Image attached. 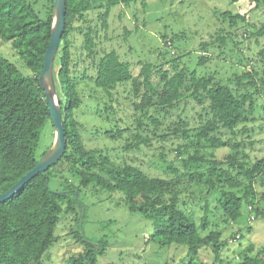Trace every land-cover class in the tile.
Masks as SVG:
<instances>
[{"label":"trees","instance_id":"obj_1","mask_svg":"<svg viewBox=\"0 0 264 264\" xmlns=\"http://www.w3.org/2000/svg\"><path fill=\"white\" fill-rule=\"evenodd\" d=\"M250 1L256 8L264 4V0ZM139 2L141 0H67L66 27L54 65L67 150L57 165L32 180L12 199L0 203V264H45L47 251L59 241L56 231L62 220L69 216L74 217L73 220L79 226L77 231L71 232L74 241L84 249L71 256L68 264L96 263L94 254L102 250H97V245L82 231L84 216L81 212L82 216L77 219L78 200L72 198L73 194H77L74 189H70L69 182L63 190L51 188L53 173H60L55 167L64 163L69 167V174L73 178H80L84 187L95 183L108 192L121 193L131 213L153 222L154 234L151 239L158 241L162 248L174 244L185 246L187 260L183 264H204L200 258L202 248H212L215 255L219 256L226 244L222 243L219 232H211L203 237L193 215L179 207L182 177H187L189 183L207 187L209 194L215 192L219 195L217 207L227 223H238L246 206L250 218L255 220L257 216H264L261 209L255 208L256 201L264 203V158L252 165L248 164L249 156L244 149L249 143L236 142L239 135L249 133L241 126L256 120L253 118L257 109L256 91L253 92V89L259 87L257 91L264 96V77L258 80V84L251 72L244 73L242 77L236 76L238 82L234 84L237 89L217 84L212 76H199L188 69L174 75L160 71L161 82L164 83L162 88L154 87V68L151 65L144 67L139 78L135 77L130 65L122 61L116 51L100 55L96 50L97 32L89 13L102 9L99 21L102 28L107 30L113 9ZM54 3L55 0H48L46 19H41L33 5L26 0H0V39L13 44L33 73L30 77H24L17 66L0 56V196L36 167L39 162L36 152L46 124L51 123L55 130L39 81L52 40ZM220 18L231 27L239 23L245 25L247 20L245 16L233 15L231 12L221 14ZM260 34L264 35V25ZM75 35L83 37V50L93 65L92 74L88 67H82V57L74 58ZM227 37L223 34L218 42L224 44ZM162 39L166 48L173 46V39V43L167 41L166 35H162ZM202 49L207 50V46ZM261 55H264V51ZM208 58L201 57L200 64L208 63ZM175 63H178L177 60ZM141 78L144 80L141 81ZM243 79L248 81L247 85L241 82ZM90 83L96 93L110 99L111 105L118 88L131 84L134 98L145 88L142 104H137L135 109L142 117H147L152 108L163 111L186 98L195 100L202 108L203 121L206 122L194 130L197 133V142L192 145L194 153L181 158L184 172L169 166L171 177H153L139 165L115 164L101 151L88 150L82 141L83 124L77 119V111L84 104V95ZM83 85L86 87L82 88ZM90 97L94 96L90 94ZM111 109L107 108V111ZM98 116L101 117L99 108ZM149 119L155 126H160L158 119ZM133 131L135 129L127 127L117 132L111 130L106 135L122 138L125 133ZM227 134L231 138L225 140L223 136ZM190 136L188 130H182L183 140ZM130 140L125 145L127 151H139L142 145L147 148L152 146L140 134L135 133L133 136V146H130ZM202 142L213 151L229 149L234 154L223 160H218L214 153L207 156L205 149L203 152L199 150L204 145ZM241 148H244L243 151ZM225 164L229 165L227 170L223 169ZM203 166L208 168L205 171H191ZM258 188L263 191L258 192ZM207 217L201 222L203 230L208 226ZM237 259L239 264H264V246L257 249L250 245Z\"/></svg>","mask_w":264,"mask_h":264},{"label":"rangeland","instance_id":"obj_2","mask_svg":"<svg viewBox=\"0 0 264 264\" xmlns=\"http://www.w3.org/2000/svg\"><path fill=\"white\" fill-rule=\"evenodd\" d=\"M26 1L33 5L41 19H46L48 0ZM102 11L89 13L97 32L96 50L100 55L116 51L138 78L144 67L153 66L154 87L164 86L160 71L174 75L188 69L199 76H212L217 84L230 85L234 89H237L234 84L238 82L236 76L242 77L244 73L251 72L258 84V80L264 77V55H261L264 51V35L260 34L264 25V4L256 8L250 0H141L129 7L120 5L113 9L107 30L102 28L99 21ZM225 12L245 16L246 24L239 23L231 27L228 22L223 23L220 15ZM223 34L228 36L224 44L218 42ZM162 35L167 36L168 42L173 39V46L166 48ZM73 41L74 58L82 57V67H88L92 74L93 65L83 50V37L75 35ZM203 46H207V50H203ZM0 56L17 66L24 77L33 75L11 42L0 39ZM203 56H209V61L201 65ZM176 60L178 63H175ZM241 82L248 83L245 79ZM258 89H253V92L256 91L257 109L253 116L256 120L241 126L249 133L239 135L236 141L249 143L241 150L244 149L249 156L247 163L250 165L264 158V96ZM145 91V88L141 89L134 98L132 85L127 84L116 90L111 105L110 99L96 93L90 83L84 95V104L77 111V119L83 124L82 141L88 150L101 151L115 164L139 165L149 175L165 179L171 177L169 166L182 171L181 158L194 153L192 145L197 142L194 130L206 121H203L202 108L189 98L167 110L152 108L147 117H142L135 109L137 104H142ZM90 94L94 97H90ZM111 107L108 112L107 108ZM98 108L101 117L98 116ZM149 117L158 119L160 126H155ZM127 127L135 129L134 133H125L122 138L106 135L111 130L117 132ZM182 130L189 131V139L183 140ZM135 133L147 138L152 146L147 148L142 145L139 151L125 150L129 138L130 146L134 145L131 141ZM55 137L51 123L46 124L36 152L37 159L40 160L51 150ZM223 137L225 140L231 138L229 134ZM205 145H202L203 148L200 146L199 150L203 152L205 149L207 156L214 153L218 160L234 154L229 149L213 151ZM207 168L203 166L191 171H205ZM228 168V164L223 166L225 170ZM55 170L60 173H53L51 188L63 190L69 182L70 189H74L77 194L72 195L73 199L78 200L77 219L84 216L82 231L97 245V250H102L94 254L95 264H183L187 260L185 246L174 244L162 248L158 241L151 239L154 234L153 222L131 213L121 193L108 192L95 183L84 187L80 178H73L69 174L67 163L59 164ZM187 179L181 178L179 207L193 215L203 237L211 232H219L222 243L226 244L219 256L215 255L212 248H202L200 258L204 264H239L237 258L243 255L245 248L253 245L260 249L264 246V216L251 219L246 206L238 223H227L217 207L219 195L215 192L209 194L207 187L189 183ZM260 190L263 191L257 189L258 192ZM255 206L264 213V203L256 201ZM205 216H208V226L203 230L201 222ZM73 218L69 216L60 223L56 231L59 241L47 251L45 264H68L71 256L83 252L84 247L77 244L71 234L79 229ZM237 235L242 238L235 239Z\"/></svg>","mask_w":264,"mask_h":264},{"label":"water","instance_id":"obj_3","mask_svg":"<svg viewBox=\"0 0 264 264\" xmlns=\"http://www.w3.org/2000/svg\"><path fill=\"white\" fill-rule=\"evenodd\" d=\"M66 3L67 0H55L52 40L46 52L44 70L39 79L40 84L45 92L50 116L55 128V142L51 150L39 160L36 167L31 172L25 175L8 192L0 196V203H5L12 199L16 193L22 191L32 180L49 171L53 166L57 165L63 159L67 150V139L62 118L61 102L54 78L55 60L66 27Z\"/></svg>","mask_w":264,"mask_h":264},{"label":"built area","instance_id":"obj_4","mask_svg":"<svg viewBox=\"0 0 264 264\" xmlns=\"http://www.w3.org/2000/svg\"><path fill=\"white\" fill-rule=\"evenodd\" d=\"M251 219H253V218H251ZM239 237V236H238Z\"/></svg>","mask_w":264,"mask_h":264}]
</instances>
